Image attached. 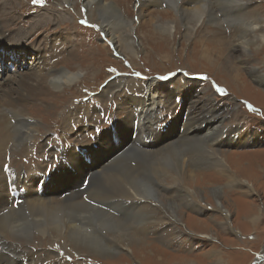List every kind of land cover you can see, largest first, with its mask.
I'll use <instances>...</instances> for the list:
<instances>
[{"label": "rangeland", "instance_id": "obj_1", "mask_svg": "<svg viewBox=\"0 0 264 264\" xmlns=\"http://www.w3.org/2000/svg\"><path fill=\"white\" fill-rule=\"evenodd\" d=\"M3 1L11 5V10L13 9L12 5L14 6L15 4L16 6V12L14 13L16 21L8 22V24H4L0 28L1 34L10 35L4 43H8L9 45L11 41H19L23 43L24 47L27 48L28 46V49L32 48L31 51H35L32 46H37L44 38V41L49 43H60V45L56 47L58 49L63 47L64 51L68 52L72 46L69 41L67 42V47L63 42L65 41V32L69 31L74 38V52L77 55V57H74V60H72L71 64L69 63L71 60H69L67 55L65 57L63 54L60 58L61 62L64 63V67L66 66V69H71V71L76 73V83L66 84L60 91H56L54 94L52 92L49 93L50 96L46 99L50 102L54 100L49 104L52 110H42L43 112L40 116V113L36 112L39 110L38 105L40 104L41 106L42 104L39 103V100H37L38 104L36 111L33 110V107L35 109L36 105L26 110V113L36 120L35 128L29 133H33L34 136L28 137L25 143L21 145V151H16L13 154L11 157L12 159L9 161L10 164H12V168L15 171H27V173H31V170L40 165H44V169L42 170L43 173L48 164H51L52 168L55 162L52 158H49V155L52 156L56 154L59 158L61 157L62 150L67 149L63 145L60 150H55V140L70 143L72 148L77 144L79 147L90 149L94 139L92 141L89 133L94 134L95 130L92 126L94 122L88 120L79 124L80 126L86 125L85 123L90 124V128H88L87 132H83L79 129L77 130V124L74 123H72L70 127L68 126L70 129L68 130L66 128V123H69L70 119L67 117H72L75 113V120H78L79 116L82 115L83 106L87 103H91L92 106L88 109L90 113L98 114L101 112V117L98 118L97 123L104 129H100L98 132H106L108 130V128H106L108 120L116 121V118L123 117V113L117 108V101L115 99L117 98L118 100L120 99L123 102H127V97L123 94L121 85H116L117 90L106 98L107 106L104 107L102 103L99 105L94 98L102 91L103 87L105 88L108 82L115 80L123 85L128 83L132 86L135 85L130 90V94L138 95L142 91L144 82L148 80L154 81L155 85L159 86L155 81L159 82L164 80L161 79V77L168 79L175 74L181 73L189 80L190 83L188 84L192 88L190 89L191 93L195 92L194 96L200 99L198 106L203 113V119L201 120L205 123H209L207 117L211 115L210 113L218 114V120H216L215 123L219 124L221 131H218V135H216L217 140L212 142L208 137L210 139L208 141L202 136L205 133V126H202L204 130L200 132L197 130L196 134L198 137L196 136L197 138L192 139H197L199 143L208 147L209 152L211 149L215 150L214 152L226 150L231 154L233 152L242 155L229 156L227 161L224 162L229 171L225 170L226 173H223L224 170L215 164L216 158L212 156V152L207 156L201 154L204 165L208 166V163L212 164L214 167H211L214 171L204 170V172H206L204 174L198 171L197 174L199 177L197 176L198 179L196 184L198 188H200L201 198L184 199V204H178L183 212L179 217L181 222H176L169 215H166L163 210H160V203L157 202V200L148 198V200L144 199L143 201L146 204L149 203V210L154 214H152V217H149L146 224L142 221L140 222V225L144 227L143 231L137 228L134 232L152 245L150 248L151 252H148V254H157L158 257H163V259L167 261L161 262V264H169L172 261L171 264H173L180 259L187 258L195 260L197 264H252L257 254H261L264 251V82L254 79V75H264V45L254 54V57H250L251 54L244 55L241 52L239 53L238 50L230 48L229 52L234 57L230 58L228 64L234 65L240 72V76L236 79L233 78L234 71L230 70L227 62L223 63L225 68L219 67L218 65L213 67L207 62H204L203 59L199 60L196 58L193 51L197 46L194 40L202 39V35L203 39H210V37H235L234 34L236 31L233 29L232 20L246 13L245 9L241 10V6L239 5L240 1L202 0L203 3L210 4L209 11H213L212 14L214 16H207V14H204L200 17L194 29L196 32L197 30L201 32L190 34L192 29H189V33H187L184 26L177 24L179 27L176 25L175 29H171L170 34L173 33V35H169L170 37L162 42L159 41V39H161L159 35L156 36L153 34L156 32V27H152L151 25L150 31L146 20L150 18H158V20H160L171 17L169 21V23H171V20L175 19L174 14L176 15L177 13L173 8V4L170 8H167L169 5L168 2L156 6L140 0H128L125 5H118L117 8L122 17H131L130 20L124 18L130 21L131 26L127 29L119 30L117 35L121 37V34H125L123 37L126 41L134 40L136 43L142 41L139 44L142 49L138 51V56H136L135 61L130 60L131 57H129V55L125 56L118 51L114 45L112 46L111 43L114 42L110 36H108L104 24H99V22L93 18V11L91 9L94 5L89 6L88 4V6H86L83 3L84 0H43L39 5H33L31 0H14V2H12L13 0ZM106 1L110 2L109 0ZM188 1L189 0H178L177 2L176 0V5H174L178 8H189L192 3L197 4L199 2V0H190L192 3ZM251 2L248 10L251 11L253 7H256L255 9L261 11L262 15H264V0H254ZM112 4L115 6L114 3ZM122 7L123 9L121 10ZM154 9L157 11L154 13L149 12ZM44 16L49 21L45 22L43 26L41 25L42 27L33 31L32 28L29 27V23L34 27L35 24H40L44 21ZM73 17H76V21H73ZM226 18L228 20H226ZM38 20H40L39 23ZM80 21L85 22L81 23ZM212 21H215L220 29L217 30ZM86 23L88 24L85 25ZM61 26L62 30H60ZM79 26H84L82 31H80ZM90 29L94 30V34L91 38ZM61 32H63L64 40L63 42H58L59 33ZM184 33L191 36L192 41L186 43L183 37ZM83 35L90 38V43L84 44L88 39ZM205 35L207 36L206 38H204ZM81 41H83V44ZM227 41L228 39L225 38L224 42L227 43V45L230 44ZM79 43L82 44L81 48ZM123 44L124 43H122V47ZM167 44L170 46L168 47ZM23 45H13V47L18 49H15V51H21L24 54L28 53L27 50H19L18 47L22 48ZM2 47H5V45ZM114 48L116 49L114 50ZM148 49H152V52L147 51ZM12 50L13 48H10L6 53H3L6 63L10 61V52ZM159 51L167 52L168 56L164 58V56L159 55ZM23 53L18 57L19 65H21L25 58L26 60L23 63L32 60L31 55V57L28 58L25 57ZM5 54H7V56H5ZM17 54L20 53L18 52ZM14 58L15 61L16 57L14 56ZM21 59H23L22 62ZM6 65L4 62V66ZM15 65L16 61L14 63V66ZM255 65L262 69V73H256L255 71L252 73L249 72L251 66ZM85 68L89 69L83 71ZM9 74L15 75V72ZM9 74L0 70V80L4 79V77H7ZM135 81H137L138 84H135ZM119 89L120 91H118ZM168 89L173 92V88L171 89V87H169ZM173 94L175 98L179 96L176 93ZM13 96L15 97V95ZM179 97L180 102L186 100L189 102L192 95L189 96V99L186 98L185 94ZM2 104L6 107L12 106L9 103ZM72 108L74 112L70 111ZM178 110H181L180 107L176 109V112H178ZM191 112H194L193 109ZM63 113L65 114L64 116H62ZM162 114H164L169 121L168 129L172 132V135H175L176 131L179 132L178 128L180 127L173 126V115L171 113H166L164 107H161L159 112V115ZM32 118L31 120H33ZM31 122L32 121H30V123ZM183 123L186 124V121ZM29 127L28 125L27 128ZM25 130L26 127L24 131ZM180 132H182V130ZM54 135H56V139H54ZM162 135L164 137L170 136V134L165 136L164 133H162ZM27 143H31L33 145L32 148H27L25 146ZM167 143L169 142L166 141V144ZM158 147L163 148V145L154 147L146 145L144 148L148 151H153V149ZM45 154L48 156V159ZM96 158L99 162L105 160V158H99L98 156H96ZM58 163L59 160L56 163V167ZM66 165L70 164L66 163ZM124 166L125 168L133 169L134 173L138 174L146 168L147 164L139 160L138 162ZM88 168L89 170H97L92 165H89ZM210 172H214V178H210L207 175ZM232 173L235 178L232 176ZM230 175L233 179L229 181L227 178H230ZM81 178H83V175H81ZM153 180L152 184L153 182L154 184L156 183V190L164 197L176 198L180 196V188L175 189L177 188L175 187L172 189L167 187L168 185L162 180H155L154 178ZM208 180L213 182L211 184H215L217 188H220L223 195L221 200L224 209L211 203L210 196L208 197V195L212 193L213 189H210L212 185ZM78 182L73 185L70 184L72 191L78 187L80 184V182L79 184ZM205 183H209V185L205 186L207 185ZM181 186L182 185L178 184V187ZM181 188L183 190V186ZM175 191H177V193H175ZM174 201L180 202L181 200ZM250 214L257 215L254 223L249 222L252 220L251 217H248ZM246 217H248L249 221H246ZM191 218L204 220V223L208 224L207 226L212 231V235L209 234L210 237H206L204 234L199 235L198 233L195 234L189 231V225L192 222ZM173 228L176 231L177 229L180 230V235L176 234ZM50 237L51 236L44 238L37 236L36 238V236H32L30 239V244H32L30 247H37L40 249V254H38L40 256L39 258L42 260L54 259L63 261L64 264H74L72 261L78 263L82 262L84 264H129L132 262L131 258H135L132 254L129 255L125 249L119 248L118 253H116V258L105 260L96 256L84 254L80 252V250H74L67 245L64 246L61 238L52 240ZM100 238L108 241L106 234L100 235ZM17 241H19L21 245L26 244L21 240ZM211 251H214V253ZM135 260L136 262L132 264H160L157 259L151 257H140L135 258ZM261 264H264V261Z\"/></svg>", "mask_w": 264, "mask_h": 264}, {"label": "bare ground", "instance_id": "obj_2", "mask_svg": "<svg viewBox=\"0 0 264 264\" xmlns=\"http://www.w3.org/2000/svg\"><path fill=\"white\" fill-rule=\"evenodd\" d=\"M109 1L110 2H107L106 0H84L83 3L86 6H88V4L89 6L94 5L91 9L93 11V18H95L99 24H104L108 36H110L114 42L111 43L112 46L114 45L118 51L125 56L129 55V57H131L130 60L135 61L136 56H138V51L142 49L139 46L142 41L138 43L134 40L126 41L123 37L125 34H121V37L117 35L119 30L127 29L131 26L130 21L124 19L127 18L130 20L131 17H122L117 8L120 4L122 6L125 5L128 0ZM140 1L151 3L156 6L168 2L169 5L167 8H170L173 4L174 10L177 12L176 15L174 14L175 19H172L171 23H169L171 17L160 20H158V18H150L149 20H146L150 31L151 25L152 27H156V32L153 34L161 37V39H159L160 42L167 40L170 37L169 35H173V33L170 34L171 29H175L177 24L184 26L187 33H189V29H192V32H190L191 34L196 32L194 27H196L201 16L204 14H207V16L213 15V11H209L210 4L203 3L202 0H199L197 4L192 3L189 0L188 2L192 3L189 8L176 7V0ZM238 1H240L239 5L241 6V10L245 9L246 13L232 20L233 29L236 31L234 34L235 37H225L230 44L227 45V43L224 42L225 38H211L209 36L210 39H203L202 35V39L197 38L199 40H194L197 44L196 49L193 50L196 58L199 60L203 59L204 62H207L213 67L218 65L219 67L225 68L223 63L227 62L228 64L230 58L234 57L229 52L230 48L236 49L239 53L241 52L244 55L251 54L250 57H254V54L258 52L262 45H264V15H262L261 11L255 9L256 7H253L251 11L248 10L250 3H252L251 1L254 0ZM12 2H14V0ZM111 2L114 3L116 7ZM10 7V4L4 3V1L1 0L0 28L4 24H8V22L16 21L14 16L16 6L15 4L14 6L12 5V10ZM122 9L123 7L121 10ZM155 11L157 10L154 9L149 12L154 13ZM226 20L228 19L226 18ZM39 21L40 20H38V23ZM47 21L49 20L45 17L42 23L35 24L34 27L29 23V27L34 31L42 27ZM73 21H76V17H73ZM212 22L217 30L220 29L215 21ZM87 24L88 23L85 25ZM83 27L84 26H79L80 31L83 30ZM60 30H62V26ZM198 32L201 31L197 30L196 34ZM187 33H184L183 37L185 38L186 43H189L192 40L191 36ZM93 34L94 30L90 29V38ZM9 37L10 35L7 36L0 33V48L5 45L3 53H6L10 48L16 49L13 45H23V43L19 41H11L9 45L8 43H4ZM206 37L207 36L205 35L204 38ZM58 38V42H63V32L59 33ZM85 38L88 40H86L84 44L90 43V38ZM68 41L72 48L66 52L63 47L59 49L56 47L57 45H60V43H49L44 41L43 38L37 46H32L33 49H36L38 56L31 54L32 48L28 50V46L27 48L24 47V45L22 48L18 47L19 50H27L29 55L32 56V60L27 61L29 68L18 69L15 72V75L9 74L7 68L2 69L3 72H7L9 75L0 80V104L9 103L12 106L6 107L4 104L0 105V264H64L63 261L59 260L40 259V249L37 247H30L32 245L30 244L32 236H36V238L37 236L44 238L51 236L50 238L52 240L55 238H61L64 246L67 245L74 250H80V252L84 254L92 255L94 257L96 256L105 260L116 258V253L119 251L118 249L123 248L129 253V255L132 254L135 256V258L151 257L157 259L160 264L161 262H167L163 257H158L157 254H148V252H151L150 248L152 245L150 242H146L140 238L134 232L137 228L138 230L143 231L144 227L140 225V222L142 221L146 224L149 217H152V214H154L149 210V203L147 202L148 204H146L143 200H148V198H151V200H157V202L160 203V210H163L166 215H169L176 222H181L179 217L183 212L178 204L183 203L184 199L189 200L190 198H201L200 188H198V185L196 184L199 177L197 174L198 171L203 174L206 173L204 170L214 171L212 168L214 166H212V164L208 163V166L204 165L201 154L207 156L212 152V156L216 158L215 164L224 170L223 173H226L225 170H228L224 162L227 161L229 156L242 155L233 152L231 154L226 150L214 152L215 150L211 149L209 152L208 147L199 143L197 139H192L197 138V130L199 132L203 131L204 128H202V126H205V133L202 136L208 141L210 139L212 142L217 140L216 135H218L220 128L219 124H216L215 121L218 120V114L210 113L211 115L207 117L209 123H205L201 120L203 119V113L198 106L200 99L194 96L195 92L191 93L190 89L192 88L188 84L190 82L187 77L181 73L175 74L170 78L159 82L155 81L159 86H156L154 81L152 82L148 80L144 82L142 85V91L138 95L130 94V90L135 85L132 86L130 83L123 85L115 80L108 82L105 88L103 87L102 91L94 98L99 105L102 103L104 107L107 106L106 98L117 90L116 85H121L123 94L127 97V102H123L117 98L115 99L117 101V108L123 113L122 118L115 119L118 125V130L115 128L113 134L111 131L103 133L98 132L93 141L97 147L90 149L85 147L86 151L93 152L99 158H105V160L97 166L92 164L97 170H89V165L83 163L80 156L74 153L73 148L63 149L61 152V157H63V159L62 161L59 160L58 166L53 169L54 176L50 177L55 179L56 183L54 185L50 184V179H45L42 184L43 191L40 194L37 193L36 186H33L37 184L33 183V181H37L41 178L39 173H43L42 170L44 169V165L36 166L37 168L31 170V173L22 170L15 171L12 168L13 172L17 174L16 183L25 188V198L19 200L16 204H12L14 199L11 200V198H9L6 176L4 175L2 166L8 164L6 162L12 159L11 157L16 151H21V145L25 143L28 137L34 136L33 133H29L35 128L36 120L35 118H32L31 115H28L26 110L31 108V106L33 107L36 105L35 109L33 107V110L36 111L38 104L37 100H39V103L42 104L41 106L40 104L38 105L39 110L36 112L40 113L41 116L43 111H50L51 107L49 104L54 100L50 102L46 99L50 96L49 93L52 92L54 94L56 91H60L64 85L76 81V73L71 71V69H66V66L64 67V63L60 60L63 54L65 57L67 55L69 60H71L69 62L71 64L74 57H77L74 52V38L69 31H66L65 41L63 42L66 47ZM81 43L83 44V41H81ZM81 43H79L80 48L82 46ZM122 43H124L123 47ZM116 48H114V50ZM147 51L152 52V49H148ZM0 53H2V51H0ZM10 53L13 56V59H15L14 55L17 53ZM159 55H162L165 58L168 56V53L159 51ZM5 56H7V54H5ZM22 61L23 59H21V62ZM3 66L4 65L0 63V68ZM228 66L230 70L234 71L233 78H238L240 76L239 69L234 67V65L228 64ZM87 69L89 68H85L83 71H86ZM253 71L256 73H262V69L256 65L251 66V70H249L251 73ZM254 79L264 82V75H254ZM135 84H138L137 81H135ZM168 86L171 87V89L173 88V92L168 89ZM118 91H120V89ZM173 93H176L179 96L185 94L187 99H189L190 95H192V97L189 102L186 100L181 103H176ZM13 95H15V97ZM91 106V103H87L83 106L82 115L79 116L82 117L81 119L75 120V113L72 117H67L70 119V122L66 123V128L70 130L68 126L70 127L72 123L79 125L84 122V118H86V121H93L94 119L98 122V118L101 117V112L98 114L90 113L88 109H90ZM161 107L165 108L166 113H171L173 115V126L180 127L178 128L179 132L176 131L175 135L164 137L162 135L163 132L156 129L157 126L164 122L162 115H159ZM179 107L181 110L176 112V109ZM192 109L194 111L193 113L191 112ZM70 111L74 112V109L72 108ZM64 115L65 114L63 113L62 116ZM31 118L33 120H31ZM30 121L32 122L30 123ZM134 121L138 125L137 130L134 135L130 136L129 141H126L125 135L121 129L130 128ZM184 121H186V124L183 123ZM26 125H29L30 127L27 128ZM25 127L26 130L24 131ZM180 129L182 132H180ZM145 138H152V141L156 143L154 146L163 145V148L158 147L153 149V151L146 150L144 148L146 145L143 143ZM114 140H116V142H119L120 140L121 144L126 142L125 145L127 148L124 150L115 149ZM166 141L169 143L166 144ZM25 146L27 148H32L33 145L27 143ZM102 147L110 149L111 152L108 150H102ZM139 160L146 162L147 166L138 174H135L133 169L125 168L124 166L133 164ZM66 163H69L72 165L73 169L79 171V175L76 176L73 182V178L66 174V170L69 169V165H66ZM83 165L85 167V175L88 176L87 184L85 186L79 184L80 186L73 191L70 188L68 194H60L59 189L56 187L62 186L66 181L73 185L79 181L81 175L84 177L82 168L80 167ZM10 166L12 167V165ZM78 167L80 168L78 169ZM207 175L210 178H214V172H210ZM232 176L234 177L233 173ZM232 176L230 175V178L227 179L230 181L233 179ZM153 178L155 180L164 181V183L168 185L167 187L172 189L175 187H177L175 189L180 188V196L176 198L164 197L156 190V183L154 184L153 182L152 184V181H154ZM208 182H210V184L213 183L210 180H208ZM178 184L183 186V190L181 188L182 186L178 187ZM205 184H207L205 186L209 185V183ZM47 185H49L51 190L49 188L46 189ZM211 185L212 187L210 189H213V191L208 195V197L210 196L211 203L224 209L221 200L223 195L220 188H217V185L215 184ZM175 193H177V191H175ZM174 200L181 201L176 202ZM248 217H251L252 220L249 221ZM248 217H246V221L254 223L257 215L250 214ZM191 219L192 222L189 225V231L195 234L198 233L199 235L204 234L206 237H210L209 234L212 235V231L207 226L208 224L204 223V220H198L196 218ZM173 231L178 235L181 233L178 229L176 231L173 228ZM103 234H106L108 241L100 238V235ZM17 240H21L26 244L21 245ZM212 253H214V251ZM262 254H264V251ZM135 258L132 257V262L129 264L136 262ZM72 262L74 264H84L82 262ZM173 264L197 263H195V260L187 258L180 259Z\"/></svg>", "mask_w": 264, "mask_h": 264}, {"label": "water", "instance_id": "obj_3", "mask_svg": "<svg viewBox=\"0 0 264 264\" xmlns=\"http://www.w3.org/2000/svg\"><path fill=\"white\" fill-rule=\"evenodd\" d=\"M264 261V254H257V256L253 259L252 264H261Z\"/></svg>", "mask_w": 264, "mask_h": 264}, {"label": "snow or ice", "instance_id": "obj_4", "mask_svg": "<svg viewBox=\"0 0 264 264\" xmlns=\"http://www.w3.org/2000/svg\"><path fill=\"white\" fill-rule=\"evenodd\" d=\"M32 2L34 4H37V3H42V0H32ZM81 23H84L83 21H81ZM161 79H166L165 77H161Z\"/></svg>", "mask_w": 264, "mask_h": 264}]
</instances>
